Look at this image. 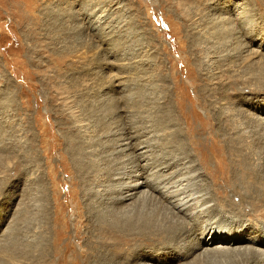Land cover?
I'll return each instance as SVG.
<instances>
[{
    "label": "rangeland",
    "instance_id": "374dc122",
    "mask_svg": "<svg viewBox=\"0 0 264 264\" xmlns=\"http://www.w3.org/2000/svg\"><path fill=\"white\" fill-rule=\"evenodd\" d=\"M245 25L264 41V0H0V264L31 263L23 254L29 233L37 241L44 236L47 252L42 255L49 264H93L88 256L98 237L91 233L90 210L94 202L107 207L110 196L101 201L93 193L102 180L97 173L80 178L78 160L90 158L72 149L75 141H93L112 127H133L158 149L172 148L162 146L166 138H181L192 160L188 165L194 166L191 184L203 179L213 195L211 176L217 172L232 184V128L256 118V107L264 110V91L254 93L228 69L219 73L215 63L208 69L205 63L208 55L215 56L212 50L226 45V29L230 33L235 26L240 36ZM230 78L236 83L232 100L212 95L230 86ZM116 100L129 110L101 132L116 114ZM140 106L146 113H139ZM211 138L226 154L228 171H217L205 156L212 153ZM237 168L232 172L239 180L243 172ZM166 180L157 178V183ZM128 205L135 211L138 202L124 204L117 213ZM215 220L230 225L225 218ZM242 221L251 238L254 224L264 228L262 219L245 215ZM249 246L247 241L203 247L173 264H191L199 254L233 264L228 253L204 251ZM162 247L145 251L137 262L155 264L165 252ZM217 260L213 264H223Z\"/></svg>",
    "mask_w": 264,
    "mask_h": 264
},
{
    "label": "bare ground",
    "instance_id": "6f19581e",
    "mask_svg": "<svg viewBox=\"0 0 264 264\" xmlns=\"http://www.w3.org/2000/svg\"><path fill=\"white\" fill-rule=\"evenodd\" d=\"M246 25L239 30L240 36L234 33L235 26L230 33L226 29V45L221 46L219 52L212 50L210 54L215 56L208 55L205 67L208 69L215 63L217 72L226 73L225 70L228 69L236 77V82L241 81L250 86L254 93L263 92L264 41L260 36L253 37L252 32L247 31ZM222 52L228 53L222 54ZM249 58L253 60L252 63ZM251 67L253 68L250 69ZM218 76L220 77V74ZM230 84L233 88L231 85L223 86V89L217 90V93L212 95L218 94L232 100L236 93L235 80H231ZM119 103L115 110L116 114L107 120L101 132L111 126L113 120L129 110L128 105H119ZM133 107L130 106V109H134ZM137 108L141 110L139 113H146L141 106ZM255 109L257 112L254 115L257 117L249 118L246 126L235 125L232 128L233 136L229 138V143L232 145L229 154L232 163L236 164L230 169V173H233V183L230 184L225 175L219 176L218 172L215 176L212 174L213 195L209 194L208 185L203 179L199 178L200 182L197 185L191 184L188 179L194 166L188 165L192 160L186 148L181 145L183 143L181 138L175 142L166 138V144L162 146L172 148L158 149L154 140L139 133L133 127L123 125L120 128L112 127L113 130L108 133H97L94 136L97 140L94 138L93 141H75L76 148L72 151L78 154V150L79 155L90 158L88 162H84L83 159L78 160L80 178L97 173L96 175H99V179L102 177V180L92 192L97 193L99 200L110 196V204L107 207L99 208L98 203L95 202L92 204L94 206L92 209L91 205H86L87 209H91L89 215L90 220L92 219L91 233H95L93 235L98 237L96 242L92 243L95 246L92 247L89 256L87 255L93 260V264H139L137 259L141 260L140 257L146 255L145 251L159 245H163L162 249L165 252L161 256L166 258L163 260L159 255L155 258V264H173L178 260L194 256L203 247L219 244L240 245L247 241L251 246L244 247L243 250L238 247L207 249L204 252L205 254L218 251L228 253L233 264L264 262V251H261L264 250V228L254 224L255 231L251 238L244 231V224L242 225L245 215L264 220V120L258 116L264 115V110L258 107ZM166 111L170 114L172 112L169 109ZM236 112L239 113V117H244L242 110ZM225 115V111L220 112V119L224 120ZM169 122L171 123V120ZM198 141L195 143L199 145L201 141ZM210 142L212 153L207 152L209 157L207 154L205 156L208 160H214L217 171H228L230 165L224 160L226 154L221 150L222 148L220 149L216 140L211 138ZM97 146H101L102 150H97ZM238 165L243 172L239 180L235 178V172H232L234 169L238 170ZM157 178L167 180L164 183H161L162 181L157 183ZM220 179H224V183L221 182L222 180L218 182ZM105 180L110 181L108 186L101 184ZM225 188L233 197L227 195ZM235 199L238 202H235ZM211 201L215 202L213 206L210 205ZM128 202H138L136 210L128 205L118 214L117 210H121V206ZM245 204L251 207L252 214L250 210L247 211ZM73 206V212L77 211L78 204ZM146 207L148 210L145 211ZM129 208L131 210H128ZM216 218H225L230 225L221 226ZM224 229H227L226 233ZM29 236L32 237L33 242ZM182 239H185L183 245L180 244ZM44 240V236L41 235L37 241L34 234L29 233L27 238L29 243L26 244V250L23 249V254L28 262H31L30 264L34 262L49 264L47 260V263L43 260L45 255L43 256L42 252H47ZM175 250L178 255L172 252ZM13 255L10 259L16 260ZM217 259L223 264L226 262L222 258L209 259L206 255L199 254L191 264H213L218 261Z\"/></svg>",
    "mask_w": 264,
    "mask_h": 264
}]
</instances>
